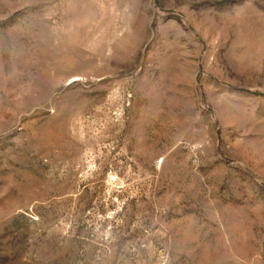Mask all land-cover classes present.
Wrapping results in <instances>:
<instances>
[{
	"label": "rangeland",
	"instance_id": "374dc122",
	"mask_svg": "<svg viewBox=\"0 0 264 264\" xmlns=\"http://www.w3.org/2000/svg\"><path fill=\"white\" fill-rule=\"evenodd\" d=\"M0 264H264V0H0Z\"/></svg>",
	"mask_w": 264,
	"mask_h": 264
}]
</instances>
